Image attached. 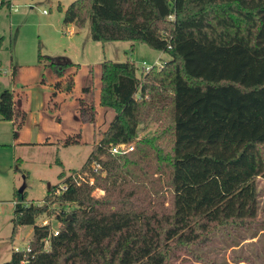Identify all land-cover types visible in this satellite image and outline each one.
Here are the masks:
<instances>
[{
	"label": "trees",
	"instance_id": "1",
	"mask_svg": "<svg viewBox=\"0 0 264 264\" xmlns=\"http://www.w3.org/2000/svg\"><path fill=\"white\" fill-rule=\"evenodd\" d=\"M58 9L63 24H88L93 41L138 42L171 58L141 76L131 60L100 63L98 105L113 118L84 166L58 173L64 189L49 187L40 206L14 192L11 235L24 225L32 234L28 249L12 250L3 264H180L181 254L201 261L215 236L255 228L264 178V0H73ZM37 62L59 76L78 66L41 55ZM72 86L70 76L64 88ZM78 105L80 120L93 124L95 104ZM16 113L12 91L3 89L0 119ZM119 143L133 148L112 153ZM96 188L105 195L95 197ZM41 215L55 216L57 229L37 223Z\"/></svg>",
	"mask_w": 264,
	"mask_h": 264
},
{
	"label": "rangeland",
	"instance_id": "2",
	"mask_svg": "<svg viewBox=\"0 0 264 264\" xmlns=\"http://www.w3.org/2000/svg\"><path fill=\"white\" fill-rule=\"evenodd\" d=\"M0 6V92L9 89L14 93L15 107L25 112L16 122L0 119V227L13 216L15 191L25 192V204L40 206L49 187L59 184L71 170H80L88 159L92 145L101 137L113 110L97 104L100 86V61L131 60L136 74L141 76L145 68L160 66L171 57L167 52L157 51L147 45L129 41L101 43L90 38L86 24L77 28L63 24L62 9L73 0H19L9 8L8 0ZM16 8V11H14ZM74 29L73 33L69 31ZM38 55L52 61H72L78 66L66 68L57 75L44 63H38ZM10 57L16 65L14 80L10 69ZM14 59V61H13ZM145 62L144 69L141 63ZM70 76L74 86L66 91ZM57 82L62 86L56 88ZM83 87L89 90L82 92ZM80 97L84 102H93L96 107L95 122L84 123L78 114ZM24 109V110H23ZM18 131L20 140L32 144H17L13 132ZM153 126L141 130L139 136L149 134ZM47 138L48 144H33ZM73 141L67 146L61 141ZM59 159L62 165L56 163ZM259 211L255 228L239 234L215 236L208 247L202 250L203 259L195 261L181 254L180 264H264V178H257ZM95 197L105 195L103 188L92 192ZM48 222L57 229L59 221L53 215H41L37 223ZM31 226L18 228L14 245L23 248L30 239ZM12 225L0 231V264L7 261L4 253L10 252ZM224 235V236H223ZM4 260V261H2Z\"/></svg>",
	"mask_w": 264,
	"mask_h": 264
},
{
	"label": "crops",
	"instance_id": "3",
	"mask_svg": "<svg viewBox=\"0 0 264 264\" xmlns=\"http://www.w3.org/2000/svg\"><path fill=\"white\" fill-rule=\"evenodd\" d=\"M9 1V8H11L12 6H13V2L14 1H19V0H8ZM14 11H16V8H14ZM70 33H73L74 32V29H71L70 31H69ZM13 61H14V59H13ZM103 61V60H102ZM102 61H100V63L102 62ZM68 62H72V61H66V62H64V63H68ZM61 63V62H60ZM72 63H74V62H72ZM12 65H14L13 63H12V57H10V69H11V67H12ZM17 65V64H16ZM15 65V66H16ZM16 71H17V68H16ZM15 77V76H14ZM13 80H14V78H13ZM73 86H74V76H73ZM73 86H72V88H73ZM62 86L60 85V88H61ZM98 92H99V89L97 90ZM81 98V97H80ZM13 99H14V93H13ZM97 104H98V94H97ZM14 105H15V101H14ZM16 108V107H15ZM16 110H17V113H16V116L14 117V119L13 120H11V122H16L17 120H18V118L19 117H21L22 115L23 116H25V112H23L22 110H20L19 108H16ZM24 110V109H23ZM22 116V117H23ZM85 123V122H84ZM16 132V136H14V139H15V142L17 143V144H32L31 142H29V143H27L26 141H23V140H20V138H19V134H18V131H15ZM51 141L50 140H48L47 138H45L44 140H38V141H35L33 144H48V143H50ZM61 143V142H60ZM14 204V203H13ZM10 225H12V217H8L7 219H6V221H4L3 223H2V225H1V227H0V231H2L3 230V228H6L7 227V229H8V227L10 226ZM28 233H29V235L31 236V234H32V227L29 229V231H28ZM16 235V234H15ZM15 235L12 237V235L10 236V241H11V244H10V250H13V247H17V246H15L14 245V243H13V241H14V237H15ZM11 252L12 251H10V252H7L6 254L4 253V258H2V259H6L5 257H9L10 258V256H11ZM2 261H4V260H2Z\"/></svg>",
	"mask_w": 264,
	"mask_h": 264
},
{
	"label": "built area",
	"instance_id": "4",
	"mask_svg": "<svg viewBox=\"0 0 264 264\" xmlns=\"http://www.w3.org/2000/svg\"><path fill=\"white\" fill-rule=\"evenodd\" d=\"M141 67L144 69V66L146 65L145 64V62L143 61L142 63H141ZM145 69H148V68H145ZM133 148V145L132 144H128V143H119V144H116V145H113L112 147H111V152L112 153H123V152H127V151H129V150H131ZM96 167H97V165H96ZM92 183V182H91ZM61 189H64V187H61L60 188V190ZM57 192H59L58 190H57ZM46 223V222H45ZM45 223H42V224H45ZM54 234H57V231H54ZM28 249V245H26L25 247H23V248H19V247H13V250L14 251H19V250H27Z\"/></svg>",
	"mask_w": 264,
	"mask_h": 264
}]
</instances>
